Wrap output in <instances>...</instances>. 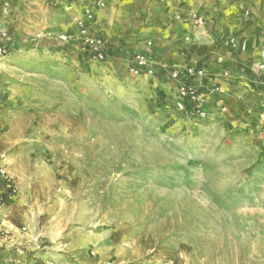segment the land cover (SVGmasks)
<instances>
[{"label":"rangeland","instance_id":"1","mask_svg":"<svg viewBox=\"0 0 264 264\" xmlns=\"http://www.w3.org/2000/svg\"><path fill=\"white\" fill-rule=\"evenodd\" d=\"M94 1L0 0V150L17 190L0 201V264H264V112L179 113L168 72L187 64L147 55L155 71L132 72L128 56L159 47L139 35L149 20L113 0L99 21ZM90 5L102 61L71 25Z\"/></svg>","mask_w":264,"mask_h":264},{"label":"crops","instance_id":"2","mask_svg":"<svg viewBox=\"0 0 264 264\" xmlns=\"http://www.w3.org/2000/svg\"><path fill=\"white\" fill-rule=\"evenodd\" d=\"M121 1L133 9L129 13L124 9L122 19L131 14V18L141 15L149 20L148 29L139 35L158 40L159 47L152 56L151 51H145L155 63H159L157 59L206 68L204 88L200 91L203 107L223 108V113L227 109L236 112L238 107L264 112V0ZM113 4V0H106L97 20L113 22ZM109 8L112 11L105 12ZM244 9L249 10L248 16L243 14ZM73 10L76 14L79 7ZM178 12L182 19L175 17ZM193 12L208 21L202 33L192 34L195 25L189 15ZM189 34L192 41H183V36ZM176 37H181L180 43H176ZM213 84L216 90L211 89Z\"/></svg>","mask_w":264,"mask_h":264},{"label":"built area","instance_id":"3","mask_svg":"<svg viewBox=\"0 0 264 264\" xmlns=\"http://www.w3.org/2000/svg\"><path fill=\"white\" fill-rule=\"evenodd\" d=\"M92 4L98 8L103 5L100 0H96ZM90 6H86L79 15L73 16L71 18V25L75 28L76 36H78L87 47L92 58L102 61L109 56L107 41L91 31L89 22L92 20L93 14L92 6ZM243 14L248 16L250 12L248 9H244ZM189 18L193 24L198 27L205 26L207 21L206 17L198 12L191 13ZM61 37L65 40L66 34H62ZM149 44L150 42H148V45ZM5 52V47L0 45V57H2ZM130 62L132 64L131 71L135 74H140L142 72L151 73L155 71L153 68L154 66L150 62V58L144 53H136ZM206 75V68L198 64L171 69L168 72L169 78L176 83L174 107L179 113L198 117L206 116L205 109L201 105L200 92L204 88ZM211 89L216 90L217 87L213 84ZM2 131V125L0 124V143L3 134ZM16 195V183L7 171L5 157L0 150V201H2V199L7 201L15 199ZM1 231L0 221V232Z\"/></svg>","mask_w":264,"mask_h":264},{"label":"trees","instance_id":"4","mask_svg":"<svg viewBox=\"0 0 264 264\" xmlns=\"http://www.w3.org/2000/svg\"><path fill=\"white\" fill-rule=\"evenodd\" d=\"M110 55H112L113 57H119V58H125L126 57V54L122 52L121 48L113 47V46H111V48H110ZM131 59H132V56L131 57L128 56L129 62L131 61ZM0 251H1V249H0Z\"/></svg>","mask_w":264,"mask_h":264}]
</instances>
